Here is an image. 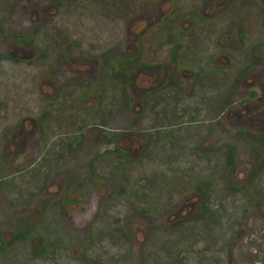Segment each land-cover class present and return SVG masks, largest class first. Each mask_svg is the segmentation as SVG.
Wrapping results in <instances>:
<instances>
[{"label": "rangeland", "instance_id": "1", "mask_svg": "<svg viewBox=\"0 0 264 264\" xmlns=\"http://www.w3.org/2000/svg\"><path fill=\"white\" fill-rule=\"evenodd\" d=\"M60 1L0 0V264H264V125L228 113L264 0Z\"/></svg>", "mask_w": 264, "mask_h": 264}, {"label": "flooded vegetation", "instance_id": "2", "mask_svg": "<svg viewBox=\"0 0 264 264\" xmlns=\"http://www.w3.org/2000/svg\"><path fill=\"white\" fill-rule=\"evenodd\" d=\"M24 1V3H25V1L26 0H23ZM31 0H27V4H26V11H25V20H29L30 19V17H32V16H34L35 14V16L37 17V18H39V19H42V18H46V17H48V16H50V15H52L51 13H50V8H48V5H45L43 2H40V6H42L39 10H32V9H30L29 7H28V5H29V2H30ZM36 1V0H35ZM62 1H68V0H61L60 2H62ZM72 1V0H71ZM100 0H98V2H99ZM203 1V0H202ZM38 2V1H37ZM101 2H102V0H101ZM209 2H210V0H206V3H203V5H202V7H201V11L206 7V5H208L209 4ZM230 3H228L226 6H223L222 8H220L216 13H214V14H211L209 17H206V19H210V21H214V19L216 18V17H219L222 13H224L225 11H227V10H225L227 7H228V5H229ZM230 5H232V4H230ZM18 8H20L21 10H23L22 9V4H18ZM154 10V9H153ZM152 10V11H153ZM225 10V11H224ZM156 12V11H155ZM155 12H153V17H154V14H155ZM231 12V11H230ZM122 13H123V11H122ZM264 13V12H263ZM259 15V14H258ZM260 16H262L263 17V19H264V14H262V15H260ZM211 17H213V18H211ZM261 17V18H262ZM146 18V20H148L149 22H150V20H152V21H154L155 19H153V18H151V17H145ZM137 20V18L136 17H134L132 20H131V22L129 23V25L127 26V29H126V27L123 29L124 30V32H123V34H124V41L122 42V44H123V47H124V52H126V54H128V51H127V46H129L130 44L132 45V44H135L136 46L135 47H132L133 49H134V51H131L132 53L133 52H135V50L137 49L136 47L138 46V44L139 45H142V44H144L145 43V41L143 40V38L145 37V32H146V30L145 29H143V26H141V30H139V32L140 33H135V32H133L131 29H132V27H131V24H133L134 23V21H136ZM184 21V20H183ZM185 22V21H184ZM263 22H264V20H263ZM233 23H235V20H234V22ZM152 24V23H151ZM150 24V25H151ZM235 25V24H234ZM126 26V25H125ZM191 26V25H190ZM189 26V27H190ZM149 27V26H148ZM180 30H181V28H180ZM189 30V29H188ZM188 32H190V31H188ZM145 33V34H144ZM177 33H178V31H177ZM176 33V34H177ZM242 33H240V34H238L237 36H238V38L240 39V38H242L243 36L244 37H246L245 36V34H242ZM143 35V36H142ZM134 36V38H132ZM123 37V36H122ZM141 37V39H138V38H140ZM176 36H175V33H174V38H175ZM22 39H24V38H22ZM243 39V38H242ZM133 41V42H132ZM140 43H139V42ZM132 42V43H131ZM147 42V41H146ZM126 43H127V45H126ZM138 43V44H137ZM171 43H173V42H171ZM99 46V45H98ZM175 46V45H174ZM80 48H82V47H80ZM88 48V47H87ZM16 52L19 54L20 52H21V50H20V48L18 49H16ZM103 52H106V50H104ZM129 53L130 55L132 54V53ZM125 56H127V55H125ZM13 57H17V56H14L13 55ZM15 61H16V59L15 58H13ZM74 59H70V63L72 64V66H70L68 63H64V67L66 68V69H68V70H70L69 68H74V66L75 65H79L80 67H81V65L82 66H84V65H86V61H84L85 59H79V60H77V61H73ZM85 62V63H84ZM110 64V61H108V62H103V64H102V67L101 68H104V67H106V66H108ZM88 65H90V64H88ZM79 73H82L80 70H79ZM84 74V73H83ZM96 74V75H95ZM95 74H93L92 75V78L91 79H93L94 81H100V78H101V82H103V83H106V81L107 80H109V78L107 77V76H109V74H106V75H103V76H101V70H100V72H98V73H95ZM85 75H87L86 73H85ZM56 80V79H55ZM251 82H247V80H246V83L245 84H243V83H241L240 85L242 86V89H241V91L243 90V89H248V91H244V95H245V97H244V99L240 102V101H236V104L234 105V107H233V109H230V110H228V113L229 112H231L232 114H234L235 116H236V120H237V122L239 123V124H241V125H244V124H247L248 125V123L249 122H251V119L253 120V121H255L256 123H260V124H263L264 125V109H261L260 107H254V106H250V104L252 103V102H254V101H259V100H261V97L259 98L258 97V94L256 93V91L255 90H253L254 88H257L256 90H258L259 92H261V94H262V100L264 101V90L261 88V86L262 85H264V70H261V71H254L253 72V75H252V77H251ZM56 81H58V79L56 80ZM237 82H238V80H237ZM236 82V83H237ZM52 83H53V81H52ZM49 86L51 87L52 86V84L50 83L49 84ZM48 86V87H49ZM105 86H103V91H101V97H103L105 94V92H107L106 90H105V88H104ZM93 89V88H92ZM94 91H96L95 89H93ZM240 90V89H239ZM92 93H93V91H92ZM104 94V95H103ZM92 96V95H91ZM90 96V97H91ZM89 98V97H88ZM179 100V99H178ZM177 100V101H178ZM94 101H96V100H94ZM179 101H181V100H179ZM176 102V101H175ZM178 103V102H177ZM91 110H93V109H97V108H95V107H92V108H90ZM90 110V111H91ZM252 115H255V116H257L258 118L259 117H261V119L259 120V119H257L256 117H253V118H251L252 117ZM228 116V115H227ZM227 116H225V117H227ZM251 116V117H250ZM225 117H222V120L223 119H225ZM224 121V120H223ZM231 123H234V118L231 120ZM20 129V128H19ZM22 130H23V128H21V130H19L18 131V133H17V137H16V139L14 138V140H12L11 142H12V146H13V150L14 151H12V152H10V154H11V160H16V159H21L22 157H24L23 156V154H24V152H25V146H26V144H27V142H28V140H29V134L31 133V132H29L28 133V137H26L27 139H25V141H24V139H22V134L24 135V134H26L27 132H25V133H23L22 132ZM262 130H264V128H262ZM21 135V136H20ZM9 150H10V146H7L6 147V149H5V152L6 153H9ZM9 154V155H10ZM7 155V154H6ZM5 155V156H6ZM4 156V160H5V162H6V159L8 158V155L5 157ZM69 204H71V203H69ZM68 204V205H69ZM68 205H66L65 206V208H67L68 207ZM76 205H78L77 206V208L78 209H80L79 207H80V205H83V203H77L76 202ZM67 214H68V212H66ZM69 215V214H68Z\"/></svg>", "mask_w": 264, "mask_h": 264}, {"label": "trees", "instance_id": "3", "mask_svg": "<svg viewBox=\"0 0 264 264\" xmlns=\"http://www.w3.org/2000/svg\"><path fill=\"white\" fill-rule=\"evenodd\" d=\"M130 194H131V193H130ZM130 194H129V195H130ZM137 195H138V193L136 192V196H137ZM131 196H132V197H130V198H133V197H134L133 194H131ZM128 199H129V198H128ZM137 200H138V199H137V197H136V201H137ZM142 200H143V199H142ZM149 208H150V206L148 205V206H147V209H149ZM147 209H146V211H145L146 213H148V214H153L150 210H147ZM63 249H66V247L63 248ZM64 251H65V250H64Z\"/></svg>", "mask_w": 264, "mask_h": 264}]
</instances>
